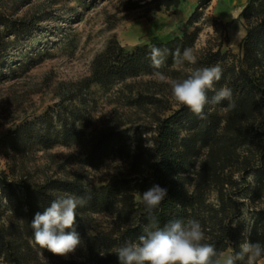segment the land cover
I'll return each mask as SVG.
<instances>
[{
  "label": "trees",
  "instance_id": "trees-1",
  "mask_svg": "<svg viewBox=\"0 0 264 264\" xmlns=\"http://www.w3.org/2000/svg\"><path fill=\"white\" fill-rule=\"evenodd\" d=\"M23 1V0H21ZM25 1V0H24ZM183 0H146L153 10L177 8ZM209 0H199L185 22L182 34L167 40H158L126 49L115 37L92 64V75L84 80L110 84L118 79L179 72L182 79L189 68L219 65L221 79L208 91L209 103L204 108V118L193 114L187 107L178 105L168 115L157 118L151 144L144 145L126 128L101 131L88 142L85 161L95 167L115 150L130 147L135 140L129 166L136 176H114L98 187L86 186L77 180L50 178L34 183L22 178H10L0 173V259L4 264H28L29 254L55 257L47 249L32 243L31 221L37 212H43L58 196L71 194L87 202L76 210L75 231L81 238L85 257L105 264H119L116 250L128 241L143 234L150 219L136 194H143L154 185L167 190V196L153 215L162 226L169 220H198L205 231L207 243L215 245L218 252L232 247L239 251L245 239L264 246V207L255 208L250 222V234L242 235L244 224L240 221L241 199L248 190L249 200L264 202V0H248L240 17L246 19V34L240 44V53L223 51L227 39V24L214 19L217 44L200 49L195 54L197 63L182 70L175 64V52L195 48L201 27V8ZM0 0V63L9 52L12 41L31 32L33 23L15 18ZM190 31V29H192ZM155 46L166 51L165 63L154 69L150 50ZM222 87L232 91L231 101L213 104L212 97ZM77 90L61 96L60 103L49 107L34 120L26 121L0 138V144L14 149H25L31 144L50 147L56 143L73 144L79 141L89 126L86 111L75 105ZM69 100L70 104H65ZM234 107H229V104ZM168 109H171L168 107ZM135 138V139H134ZM199 164L193 173L192 168ZM255 173V184L245 177ZM193 173V174H192ZM243 173L240 181L234 179ZM132 175V174H131ZM216 190V203L210 201V192ZM116 214L114 226L92 231L84 218L87 212ZM240 221V222H239ZM233 223H237L235 227ZM66 231H71L67 229ZM237 264H246L238 261Z\"/></svg>",
  "mask_w": 264,
  "mask_h": 264
},
{
  "label": "rangeland",
  "instance_id": "rangeland-1",
  "mask_svg": "<svg viewBox=\"0 0 264 264\" xmlns=\"http://www.w3.org/2000/svg\"><path fill=\"white\" fill-rule=\"evenodd\" d=\"M145 2L2 0L1 6L10 15L30 20L34 25L30 33L19 39L14 35L9 37L12 44L0 63V138L24 122L41 117L49 107L60 103L61 96L69 90H77L81 94L73 103L86 111L89 126L73 144L56 143L50 147L31 144L25 149L0 144V173L34 183L50 178L73 179L90 187H98L114 176H136L129 166V153L136 146L135 140L130 141L129 148L110 152L95 167L85 161L88 142L98 132L126 128L131 135L138 134L144 145H150L157 118L178 107L171 98L170 86L157 82L153 75L148 74L118 79L110 84L92 82L85 86L82 82L91 77L93 60L110 39L115 37L126 49H134L144 43L182 34L185 22L199 0H183L177 8L159 11ZM224 4L225 0H209L201 8L202 15L195 23L201 31L194 55L200 49L218 43L215 21L211 16L222 20L218 7ZM180 10L187 15L185 20H175L177 15L183 14ZM222 21L227 24L223 51L229 49L240 53L248 22L240 15L233 21ZM188 68L189 64L185 62L179 69ZM165 75L180 80L183 76L176 71ZM65 104H70V101H65ZM263 144L264 139L255 145ZM198 169L199 164L192 168L193 173ZM250 191L241 199L242 202L247 201L241 208L247 209L251 222L253 210L264 207V202L249 200ZM139 197L140 194H136L138 202ZM216 197V190H212L210 201L216 203ZM84 218L95 232L113 227L116 214L90 211L84 214ZM242 223L245 230L247 225ZM31 252L28 264H105L87 259L81 246L67 257H48L41 253L35 256ZM0 264H4L2 259Z\"/></svg>",
  "mask_w": 264,
  "mask_h": 264
},
{
  "label": "clouds",
  "instance_id": "clouds-1",
  "mask_svg": "<svg viewBox=\"0 0 264 264\" xmlns=\"http://www.w3.org/2000/svg\"><path fill=\"white\" fill-rule=\"evenodd\" d=\"M178 68L185 62L195 65L197 58L192 49L186 48L183 53L177 50L174 54ZM166 51L153 46L150 60L154 69H160L165 63ZM186 78L173 79L160 71L153 76L159 83H166L171 89V98L178 105L187 107L193 114L204 118L205 105L209 103L208 91L213 90L214 83L222 76L219 65L210 67L189 68ZM232 91L222 87L212 97V103L222 100L231 101ZM234 107V104H229ZM243 173H237L234 179L241 180ZM250 185L255 184V173L249 172L245 177ZM167 196V190L154 185L138 198L144 205L150 222L145 226L143 234L135 241H128L116 250L119 264H264V246L259 242L245 239L239 245V251L232 248L218 252L215 245L205 242L206 235L201 223L196 219H172L162 226L153 215ZM83 197L65 194L53 199L44 211L37 212L31 221L33 230L32 243L41 249H47L54 255L67 257L75 253L81 245V238L75 231L76 210L86 204ZM245 204L247 201H243ZM240 221L247 227L242 233L250 234V221L247 209L241 210ZM239 221V222H240ZM237 223H233L235 227ZM71 229V231H66Z\"/></svg>",
  "mask_w": 264,
  "mask_h": 264
},
{
  "label": "crops",
  "instance_id": "crops-1",
  "mask_svg": "<svg viewBox=\"0 0 264 264\" xmlns=\"http://www.w3.org/2000/svg\"><path fill=\"white\" fill-rule=\"evenodd\" d=\"M247 1L248 0H225V4L218 7L220 18L224 21H233L235 18H238L243 7L247 4ZM180 13L183 14L177 15L175 20L186 19L187 15L181 10Z\"/></svg>",
  "mask_w": 264,
  "mask_h": 264
}]
</instances>
